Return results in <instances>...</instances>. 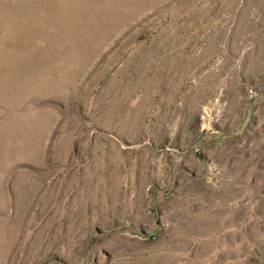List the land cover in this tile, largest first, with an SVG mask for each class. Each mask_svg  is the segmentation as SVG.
<instances>
[{
    "label": "rangeland",
    "instance_id": "rangeland-1",
    "mask_svg": "<svg viewBox=\"0 0 264 264\" xmlns=\"http://www.w3.org/2000/svg\"><path fill=\"white\" fill-rule=\"evenodd\" d=\"M0 264H264V0H0Z\"/></svg>",
    "mask_w": 264,
    "mask_h": 264
}]
</instances>
